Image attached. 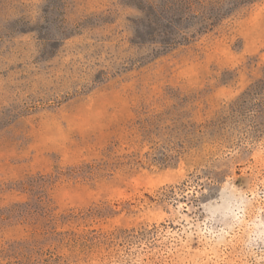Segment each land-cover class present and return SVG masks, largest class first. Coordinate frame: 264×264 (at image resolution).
<instances>
[{
  "label": "rangeland",
  "instance_id": "rangeland-1",
  "mask_svg": "<svg viewBox=\"0 0 264 264\" xmlns=\"http://www.w3.org/2000/svg\"><path fill=\"white\" fill-rule=\"evenodd\" d=\"M0 264H264V0H0Z\"/></svg>",
  "mask_w": 264,
  "mask_h": 264
}]
</instances>
